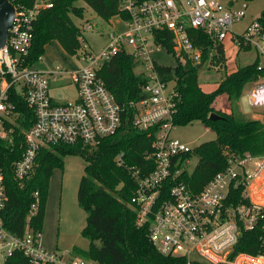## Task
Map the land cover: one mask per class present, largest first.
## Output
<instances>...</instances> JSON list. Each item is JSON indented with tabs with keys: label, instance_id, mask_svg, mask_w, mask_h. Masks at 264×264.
I'll return each instance as SVG.
<instances>
[{
	"label": "built area",
	"instance_id": "1",
	"mask_svg": "<svg viewBox=\"0 0 264 264\" xmlns=\"http://www.w3.org/2000/svg\"><path fill=\"white\" fill-rule=\"evenodd\" d=\"M9 1L16 12L6 45L0 48V140H18L22 151L12 168L20 185L32 174L44 149L93 147L123 131L127 110L100 71L117 53L126 52L134 57L136 71L146 78L142 97L130 104L133 124L155 134L149 161L143 166L126 165L124 153L116 157L136 182L128 205L136 213L137 225L148 228V237L160 253L183 258L185 264H264V253L234 254L243 230H253L259 224L264 228V155L233 156L201 188L193 185L185 174L192 172L189 164L194 148L171 136L178 93L174 80L161 75L158 65L162 63L157 59L162 52L171 55L166 47L170 38L172 55L202 66L210 63L215 51L203 61V48L190 32L200 29L213 41L223 43L231 36L240 50L250 45L260 58L258 70L264 72V29L260 22L253 21L243 34L233 30L246 16L247 4L234 9L219 0H118V12L110 17L115 27L107 33L106 44L94 50L85 36L93 30L91 22L76 17L81 21H75L80 46L68 56L81 65L39 70L28 63L35 24L43 11L54 7V0H33L30 5ZM65 74L69 80L63 86L74 85L77 94L74 100L59 103L52 89L60 86L54 81ZM19 100L32 110L30 126H25L27 118L19 109ZM248 102L264 107V74L254 82ZM33 195L26 227L21 233L12 231L4 219L9 195L0 162V264L18 252L31 264L63 259V254L48 251L41 244V232L32 222L40 206V193ZM66 256L64 264H99L74 251Z\"/></svg>",
	"mask_w": 264,
	"mask_h": 264
},
{
	"label": "trees",
	"instance_id": "2",
	"mask_svg": "<svg viewBox=\"0 0 264 264\" xmlns=\"http://www.w3.org/2000/svg\"><path fill=\"white\" fill-rule=\"evenodd\" d=\"M80 1L106 20L118 12V0H54V7L43 11L36 21L29 64H35L44 55L46 46L53 41H58L69 55L75 53L80 46V30L74 17L85 16L84 7L78 5ZM15 2L30 5L33 0ZM257 20L264 29V10ZM190 32L196 44L203 48V61L209 59L210 52L214 50L211 62L218 63L222 68L226 60L223 43L213 41L200 29H191ZM166 47L172 55V39L166 41ZM172 56L176 60V56ZM259 59L257 56L254 62L227 73L211 92L204 91L199 84L198 64L181 58L179 63L175 61L177 65L174 64V69L171 68L174 65H158L163 78L174 80L176 85L178 98L173 125L187 126L199 121L216 134L215 139L193 150L192 155H197L198 162L191 174H185V177L198 188L224 169L229 158L245 154L264 155V120H238L234 115L225 113L218 103L221 96L228 102L238 100L248 83L256 82L263 76L264 72L258 70ZM136 66L132 55L119 52L100 71L109 90L127 110L123 131L105 137L93 147L60 145L54 149H44L23 186L15 178L12 168L22 151L18 140H0V162L5 170L9 195L4 219L12 231L21 233L24 230L34 202L33 193L39 191L40 206L32 216V222L42 233L50 177L54 169L63 167L67 155L80 154L86 164L79 183L78 203L87 214L82 233L90 240V247L89 250L75 248L74 253L99 264H185L183 258L166 256L156 249L148 237V228L137 225L136 213L128 205L136 182L126 165L141 167L149 161L147 156L152 151L155 138L153 130H141L132 121L130 104L142 97V87L146 82V78L136 71ZM19 109L27 118L25 126H30L32 110L24 101H20ZM212 113L222 118L212 120ZM119 153H124L126 165L117 163ZM242 252L253 255L264 253L262 224L253 230H243L234 254ZM6 264L31 263L18 252Z\"/></svg>",
	"mask_w": 264,
	"mask_h": 264
},
{
	"label": "rangeland",
	"instance_id": "3",
	"mask_svg": "<svg viewBox=\"0 0 264 264\" xmlns=\"http://www.w3.org/2000/svg\"><path fill=\"white\" fill-rule=\"evenodd\" d=\"M224 6L230 4L234 9H242L247 4L246 16L233 25L236 34H243L246 28L261 16L264 10V0H219ZM79 6H83L84 21L88 20L93 26V30L88 31L85 36L87 42L94 50L100 49L106 44V35L112 31L115 25L110 24L105 18L97 14L91 7L80 1ZM76 18V17H75ZM74 20L81 23L80 19ZM101 33L102 35H100ZM225 62L221 68L216 62L205 63L199 69L198 80L204 91L215 90L218 83L227 73L235 71L238 67L252 63L257 56V51L250 45L240 50L238 43L230 36L223 41ZM157 59L165 65H174L181 61V57L162 52L157 54ZM176 61V62H175ZM81 65L75 62L58 41H53L46 46V50L41 59L35 63V68L39 70H50L52 68L73 69ZM177 65V64H176ZM174 65L171 68H176ZM69 76L65 74L60 77L55 84L60 85L52 89V95L56 102L72 101L76 98L77 90L74 85H64L68 82ZM254 86V82L248 83L242 96L233 102H228L222 96L218 98V103L222 110L234 115L238 120L260 118L264 120V107H253L248 102V94ZM171 136L182 140L192 148L216 138V134L201 122H194L187 126H174ZM198 162V157L194 154L191 157L189 170L193 171ZM86 161L80 154H70L64 158L63 167L54 169L48 187L47 205L44 216L43 230L41 233L42 246L51 252L63 254L61 261L51 264H64L67 259L66 253L75 248L89 250L90 240L82 233L86 222L87 214L78 203L79 183L84 174Z\"/></svg>",
	"mask_w": 264,
	"mask_h": 264
},
{
	"label": "water",
	"instance_id": "4",
	"mask_svg": "<svg viewBox=\"0 0 264 264\" xmlns=\"http://www.w3.org/2000/svg\"><path fill=\"white\" fill-rule=\"evenodd\" d=\"M15 12L16 8L13 3H11L9 0H0V48L6 45L9 36V30L15 19ZM201 67L202 64L198 66V68ZM210 118L215 120L222 118V116L217 113H212Z\"/></svg>",
	"mask_w": 264,
	"mask_h": 264
},
{
	"label": "crops",
	"instance_id": "5",
	"mask_svg": "<svg viewBox=\"0 0 264 264\" xmlns=\"http://www.w3.org/2000/svg\"><path fill=\"white\" fill-rule=\"evenodd\" d=\"M230 5H231V4H230ZM257 56H258V55H257ZM257 56H256V58H257ZM255 60H256V59H255ZM255 60H254V61H255ZM254 61H253V62H254ZM199 65H200V64H199ZM199 65H198V66H199ZM199 69H200V68H199ZM219 107H220V105H219ZM220 108H221V107H220ZM254 118H255V117H254Z\"/></svg>",
	"mask_w": 264,
	"mask_h": 264
}]
</instances>
